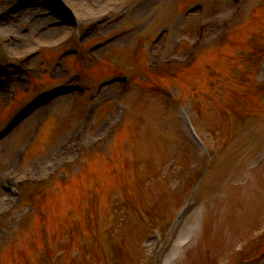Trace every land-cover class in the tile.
<instances>
[{"label":"rangeland","instance_id":"rangeland-1","mask_svg":"<svg viewBox=\"0 0 264 264\" xmlns=\"http://www.w3.org/2000/svg\"><path fill=\"white\" fill-rule=\"evenodd\" d=\"M103 1L100 0L101 3ZM89 2L92 3V0H65L66 5L80 6L77 10L79 13L83 8L81 4ZM117 2L120 5L114 8L113 4L109 6V3L106 5L102 3L100 10L93 8L95 16L87 11V16L82 17L81 27L90 26L91 28L93 25V29H99L90 38L88 36L89 39H84V45L75 43L81 52L98 41L104 42L116 37L118 33L126 35L124 41L111 43L92 59L98 62V68L95 71L84 72L85 63L90 62H83V59H79L81 63L78 64V69L82 70L83 77L78 80L73 73L76 68L72 57L59 62L57 68L58 61L54 57L55 52H42L23 68L25 71V74L21 76L23 82L17 81L11 86L9 83L5 84L6 87L1 91L5 93V98L0 99V103L10 104L15 91H19L23 96L31 90L43 91L54 84L61 86L74 82L82 85L92 83L93 85L96 81H101L113 74L127 73L137 77L141 73L142 63L150 64L151 67L158 66L152 59L153 51L150 49H148V57L142 56L146 44L157 31L158 35H163L168 31L172 34L171 43H167L169 47L162 59L169 58L183 63L193 52L191 37L198 24L202 25L201 19L207 20L210 16L221 15L231 8L230 0H119ZM238 2L242 3L243 9L234 18L235 20L238 18L234 27H227L228 23L225 22L220 29L209 30L207 23H204L205 37L208 39L206 44H209L211 39L217 35L219 37L221 33L218 39L223 36V40L226 39L224 45L228 39L231 44L242 41L248 44L247 48L241 52L237 50L234 54L228 53L232 57L228 58L225 67L218 68L223 70V76L225 73L228 81L222 78L221 83H215L213 87L210 85L199 87L198 94L190 90L193 87L190 89L182 87L179 92L174 91L187 101L186 107L194 115L198 129L209 142L212 140L211 144L213 143L214 148L217 149L219 144L225 141H231L229 154L227 160L213 175L208 188L203 189L199 195H195V207L184 219L172 248L170 250L165 248L163 251L160 249L156 254L159 258L156 264H253V260H258L259 252H264V243L259 245L253 242V235L264 222V94H261V90L257 88L264 85V0H238ZM21 4L18 0H0V14L7 9L9 12L17 11L22 7ZM145 4V10L139 13ZM197 5L202 9L198 10L200 12L196 19L192 18L193 16L185 19L181 17L184 9ZM136 7L139 9L135 11ZM39 8L42 12L38 11V13H46L44 7ZM245 8L248 9L245 10ZM101 11H104L103 14H98ZM249 18L257 19L258 22L252 24ZM17 27L23 37L27 38L35 34H29L31 33L29 26L22 20ZM7 34L15 38L18 36L16 31L2 33L0 51L4 44L3 38H6ZM65 34L66 32L62 36L53 37L51 43L56 42L60 37H65ZM187 36L190 39H185ZM174 38L179 42L172 43ZM32 40L27 43V46L22 43L17 51L13 49L16 58L24 53H30L39 42H45L38 40L36 44H33ZM16 44H20V39ZM231 48L234 47L231 46ZM221 50V55H227L223 47ZM80 53L77 57L81 56ZM12 62L17 63L16 59H12ZM210 65V68L216 69L212 62ZM203 71L205 73L203 72L200 76L202 80L208 79L209 76L212 77L210 70ZM229 81L234 83H229ZM175 86L173 85L172 88ZM156 87L160 88L159 85ZM118 88L119 85L114 86L111 93L117 92ZM203 90L207 96L210 94V101L202 99ZM156 92L161 93L159 89ZM215 92L223 94L215 96ZM25 97L18 100L20 104L25 101ZM162 101V97L141 94L134 87L123 97L116 95L111 98L97 97L90 90L86 95L65 98L63 104L51 106L44 117H42L43 113L39 115L26 130L23 126L18 127L4 142L3 145L11 144V151L9 155L2 157L0 148V175L14 163L17 149L19 153H22L21 147L34 130V123L38 119V125L46 122L43 124L44 133L47 132L46 130H51V132L46 133L48 136L44 137V140L40 139L43 143L36 146L31 155L29 154L22 170L25 167L27 169L17 171L15 175H19L21 179H25L23 182L30 184L23 185L22 188L30 186L32 189L48 179L55 178L44 186L49 189L53 187L56 178L61 176V172L67 168L65 169L67 178L61 181L63 185L56 191L63 213L72 209L76 203H83L79 193L82 196V190L87 185L84 178L80 180L79 178L82 173L84 174L85 166H92V164L113 166L112 161L114 160L116 163L114 166L120 168L119 174L111 173L115 178L108 183L110 193H108L106 202L104 200L101 202L103 208L105 207L104 220L101 223H94L98 221L99 215L96 211L93 212L92 202L95 234L92 233L90 240L95 249L88 247L87 242L82 243L81 255L78 257L75 255V261L71 260L74 252L70 251L69 258L60 259L58 258L60 250H57L55 257L59 263L55 261L53 264H89L87 254L92 253V250L93 260L97 255L98 258L100 256L104 260L102 264H107V255L105 256L107 252L103 247L104 240L105 242L111 241L112 246H122L126 250L124 253L134 249V255H128V257L134 264H139L145 253V246L148 247L152 238L150 229L153 226L146 223L163 225L179 211L177 208L184 204L183 198L191 193L192 187L190 186L195 181L190 175L194 173L190 165L193 163L195 167L201 168L204 160H198L192 150L185 147L186 144L174 148L173 144L181 139L173 118L162 109ZM216 102L222 105L223 109H219ZM1 104L0 117L4 115L7 108ZM124 110H126L127 123L119 132L118 138L113 140L111 130L119 123L122 117L120 113ZM88 111H90L91 121L85 132L90 139H86L85 143L83 141L76 150L79 154L65 163L58 164L55 158L53 168L44 169L45 165L50 164L52 155L60 152L67 137L80 127L82 122L84 123ZM104 132L105 136L101 138ZM157 139L160 144L157 143ZM175 155L176 158L173 157ZM72 159L74 160L71 161ZM173 159L175 167L172 168L169 167L172 163L169 161ZM258 164L259 168L255 169L254 167ZM29 168L30 172L33 170L35 180L27 179L26 173ZM187 168L190 173L186 171ZM86 173L87 176H92V170ZM178 179L185 186L184 191L188 193H183L182 189L177 190ZM76 180L78 181L72 183ZM18 182L21 183L19 180ZM97 182L94 180L93 187H90L92 194L98 188ZM33 183L37 184L33 185ZM132 195L133 199H131ZM0 196L2 200L1 192ZM104 196L105 194L102 198ZM70 199H75V202L70 203ZM28 208L27 206L19 207L16 203L10 205L9 211L0 214V228L6 227L10 233L12 232V236L17 235L16 231L20 222L26 225L30 223L29 217L32 212ZM62 219H64V214ZM85 220L89 221L88 216H85ZM56 223L53 222L52 226ZM52 226L49 227V231L53 228ZM98 232L101 234H97ZM79 238L82 237L79 236ZM117 239L120 240L121 245ZM56 244L57 247L61 245L57 241ZM241 244L245 246V250L242 248L241 253H238ZM122 248L115 247L117 251H121ZM75 253L79 254V249L76 248ZM110 256L116 255L110 254ZM12 262L14 261L11 260ZM111 264L115 263L111 262Z\"/></svg>","mask_w":264,"mask_h":264},{"label":"bare ground","instance_id":"bare-ground-1","mask_svg":"<svg viewBox=\"0 0 264 264\" xmlns=\"http://www.w3.org/2000/svg\"><path fill=\"white\" fill-rule=\"evenodd\" d=\"M114 0H105L103 1L102 3H105V2H109V6L111 4V2H113ZM100 2V0H93L92 1V5H89L88 7V10L89 11V14L91 15H94L96 13L94 9L96 10H100V8L102 7V4ZM64 4H65V0L63 1V7H64ZM115 4V3H114ZM145 5H143L141 7V10L139 11V13L143 12L145 10ZM92 7V9H91ZM94 8V9H93ZM138 8L135 9L138 10ZM104 11H101L100 13L98 14H103ZM93 16V17H94ZM24 19L28 22V24L30 25L29 26V29L31 31V33H29L30 35L32 33H36L37 34V40L43 42L45 41L44 43H47V44H51V40L53 39V37H57V36H60L64 29L63 28H47V23H48V19L45 20V18L42 16V14H39L37 12V8L34 6V5H27V7H23L21 10H17V12L15 11L14 12H11L8 14V16H5L4 18L1 19L0 21V32L1 33H4L6 31H9V32H17L18 36L16 37V39H20V44H15L14 45V50H18V47L20 45H22V43L26 44L25 46H27V43L30 41L31 37H23L20 33H19V29L17 27V24L22 20V22L24 21ZM16 24V26H15ZM109 27V25H108ZM45 28V29H43ZM172 35V34H171ZM126 39V35L120 37L119 39H116L113 41L114 42H122ZM106 48V47H105ZM103 50V49H102ZM65 98H68V97H65ZM65 98H58L57 100L53 101V103L51 104L52 106H56V105H61L64 103V100ZM46 110L45 108H42L38 111H36L33 116L31 118H29L27 121H25L23 124H21L20 126L23 125V128L24 130H26L32 123V121L34 119H36L37 117H39V115H41L42 113H45ZM47 134H49L51 132V130H46ZM49 131V132H48ZM45 133V138L48 136L47 134ZM72 140V134L70 136L67 137V141H70ZM11 151V144H5L2 149H1V156L4 157V156H7L9 155V152ZM68 156L66 159H70L71 158V151L68 150Z\"/></svg>","mask_w":264,"mask_h":264}]
</instances>
